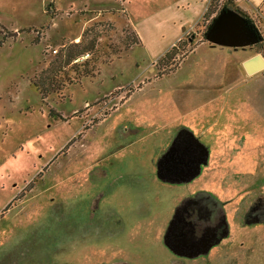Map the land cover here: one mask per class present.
<instances>
[{"label":"rangeland","instance_id":"rangeland-1","mask_svg":"<svg viewBox=\"0 0 264 264\" xmlns=\"http://www.w3.org/2000/svg\"><path fill=\"white\" fill-rule=\"evenodd\" d=\"M172 1L0 0V264H264V69L244 66L264 56V21L206 0L148 62L130 17ZM226 23L252 43H213ZM179 69L168 82L192 69L220 106L125 105ZM172 119H195L206 150L183 124L163 139Z\"/></svg>","mask_w":264,"mask_h":264},{"label":"crops","instance_id":"crops-1","mask_svg":"<svg viewBox=\"0 0 264 264\" xmlns=\"http://www.w3.org/2000/svg\"><path fill=\"white\" fill-rule=\"evenodd\" d=\"M246 3L248 5L247 8H251V10L260 13L262 16L261 19L264 21V0H246ZM205 4L206 0H173L169 5H165L164 8L153 12L150 11L138 20H133V18L130 17L139 39V43L136 45L142 47L148 59L146 61L150 62L156 60L163 55L169 46H172V42L175 36L178 35L180 29L184 30V25L186 23L195 20L203 13ZM217 45L223 48H235L220 44ZM167 53L168 51L162 56L161 61ZM181 70L182 69H179L176 72L164 76L156 75L152 77V79H143L146 85H148L129 94L125 105L131 102L136 95H139V103L144 104V100L148 99L154 103L157 108L166 107L172 110L178 108H182L183 110L191 109L190 112L194 111V109L217 108L223 95L218 93L214 96H207L210 89L199 87L198 83V85H196L189 80L192 76V69L188 70V73L191 75H186L182 81L168 82L170 78L174 77L173 75H179ZM162 100L167 104H164ZM184 116L186 117L185 113L180 111L179 115L174 116V118L178 117L176 119L179 120ZM178 120L176 124H174L176 120H173L160 125L161 129L167 128L168 131L166 138L163 139H172L175 132L174 128L179 124H183V126L185 125V131L181 132L183 135L182 139L187 142L185 147L188 148V151L191 149H198V147H203L206 150L207 144L199 142H204L202 136L198 133L199 128L195 131V122H193L195 119L192 120V125L182 121L179 122ZM207 154L205 153L198 163L196 162L198 169L200 170L201 168L203 173L208 172L210 169V160Z\"/></svg>","mask_w":264,"mask_h":264},{"label":"water","instance_id":"water-1","mask_svg":"<svg viewBox=\"0 0 264 264\" xmlns=\"http://www.w3.org/2000/svg\"><path fill=\"white\" fill-rule=\"evenodd\" d=\"M210 40L215 44L231 46L235 48L246 47L252 43L246 33L240 26L230 23L222 28L213 31L210 35ZM244 66L249 74H255L264 69V56L256 54L244 62Z\"/></svg>","mask_w":264,"mask_h":264},{"label":"trees","instance_id":"trees-1","mask_svg":"<svg viewBox=\"0 0 264 264\" xmlns=\"http://www.w3.org/2000/svg\"><path fill=\"white\" fill-rule=\"evenodd\" d=\"M174 49H175V47H173L172 49H170L168 51V53L164 56L163 60H167V59L171 58L173 56V54H174Z\"/></svg>","mask_w":264,"mask_h":264},{"label":"flooded vegetation","instance_id":"flooded-vegetation-1","mask_svg":"<svg viewBox=\"0 0 264 264\" xmlns=\"http://www.w3.org/2000/svg\"><path fill=\"white\" fill-rule=\"evenodd\" d=\"M255 214H257V210H256Z\"/></svg>","mask_w":264,"mask_h":264}]
</instances>
